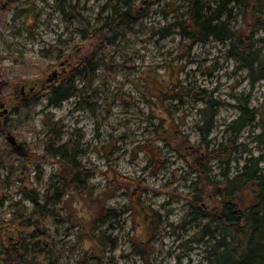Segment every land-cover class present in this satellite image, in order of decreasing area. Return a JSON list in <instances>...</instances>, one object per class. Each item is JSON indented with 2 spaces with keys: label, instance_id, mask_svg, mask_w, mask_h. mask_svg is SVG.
I'll return each mask as SVG.
<instances>
[{
  "label": "rangeland",
  "instance_id": "1",
  "mask_svg": "<svg viewBox=\"0 0 264 264\" xmlns=\"http://www.w3.org/2000/svg\"><path fill=\"white\" fill-rule=\"evenodd\" d=\"M0 2L5 9L0 14V65L10 69L8 80H25L5 92L6 87H0V104L8 111L0 125L14 118L13 110L21 100L36 99L28 120L18 129L5 130L0 143L5 141L13 150L5 140L11 135L22 148L13 150L16 154L27 146L36 156L45 157L29 164L25 179L15 160L19 179L8 181L0 220L9 221L19 203L28 217L32 204L22 188L37 191L43 205L62 170L68 171L44 151L43 138L52 130L55 146L76 148L82 182L62 203L46 206L48 218L42 229L53 260L58 264H203L209 238L199 232L210 221L201 218L191 201L199 188L204 192L215 191L214 186L223 188V174L238 176L251 157L262 158L264 173V143L255 139L264 121V80L251 84L247 71L228 54L227 44L213 39L192 43L182 36L177 24L186 12L183 0H152L131 31L108 43L97 37L83 41L76 30L82 27L69 23L55 0ZM71 4L77 5L91 28H99L112 14L105 9L106 0ZM52 50H59L62 58L57 59ZM87 56L95 65L94 111L78 106L79 93L48 105L42 93L48 79L53 73L58 78L67 76ZM40 64V73L20 71ZM82 76L75 81L77 89L85 83ZM245 102L256 119L239 133L230 164L210 160L207 176L196 177L190 155L205 143L209 148L226 144L228 126ZM209 105L215 115L203 139L202 114ZM7 172L2 165L0 174ZM218 203L203 198L200 205L207 211ZM5 233L12 237L10 242L17 240L13 230L1 235ZM20 256L16 264H49L47 256L36 252L26 250ZM3 259L0 256V264H7Z\"/></svg>",
  "mask_w": 264,
  "mask_h": 264
},
{
  "label": "trees",
  "instance_id": "2",
  "mask_svg": "<svg viewBox=\"0 0 264 264\" xmlns=\"http://www.w3.org/2000/svg\"><path fill=\"white\" fill-rule=\"evenodd\" d=\"M55 1L60 5L58 11L69 23L79 24L82 27L80 29L76 26V30L80 31L83 41L97 37L105 41L104 43H108L111 39L131 31L138 18L147 11L152 0H140L139 4L134 6L130 4L131 0H106L105 9L111 10L112 14L103 20L99 28L89 26L87 20L77 11V5L71 4L73 0ZM183 1L186 3V12L177 24L181 27L182 36L192 43H203L213 39L218 43L227 44L228 54L247 71L251 84L264 80V0ZM3 11L5 9L0 2V14ZM51 54L57 59L62 58L59 50H52ZM10 57L13 61H19L18 58ZM42 66L43 64L38 67L27 66L20 71L26 74L40 73ZM8 70L10 69L0 65V82H4L2 89L6 87L4 92L8 91L7 88L10 86L22 84L25 81L21 77L8 80ZM94 71L93 58L87 56L77 63L67 76L50 77L42 91L47 95L48 105L55 106L79 93L78 106L93 112L94 92L91 90V80ZM79 75H83L85 80L81 89H77L75 85ZM0 94L3 92L1 91ZM35 101L36 99L21 100L13 110L14 118H6L3 125H0V135H3L5 130L18 129L26 122ZM211 108L212 106L209 105L202 114L200 131L204 135L203 139L210 133L213 126L215 114L209 112ZM238 109L239 115L228 126L230 135L226 144L209 148V145L205 143L203 147L195 149L190 155L193 172L199 175L196 177L207 176L205 169L210 160H217L226 166L230 164L232 155L237 150L236 142L239 133L256 119L255 111L247 107V102ZM52 134L50 130L43 138L44 151L52 158L57 157V161L62 163V166L65 165L68 171L62 170L60 177L57 178V187L53 188L49 197H45L43 205L40 204L37 191H27L22 188L25 199L32 204L28 217L24 216L25 208L19 203L16 205L18 212L9 221L0 220V256L7 264L20 262L22 257L20 255L26 250L47 256L49 264H58L56 260H53V254L48 249V236L42 229L48 218L46 206L59 205L71 189L76 190L82 182L80 181L81 168L76 162L78 155L76 148L71 144L55 146ZM255 139L264 143V121L260 132L255 134ZM25 148L26 150L18 155L8 147L5 141L0 143V168L5 165L8 170L6 176L0 174V207L5 198L8 181L19 179V176L15 174V160L20 162L24 172L19 175L25 179L29 164L32 161L45 159L44 156H36L27 146ZM149 152L154 154L153 150L147 152L150 155ZM261 161L262 158L259 156L247 159L241 173L234 178H229L225 172L223 188L214 186L213 192H204L203 188L197 189L198 195L194 196L192 205L202 213V219L210 221V224L205 225L199 232L202 238L206 236L209 238L203 264H264V173L260 168ZM203 198H215L219 202L218 206L204 210L200 205ZM9 229L14 231L17 240L10 242L11 236L6 233L4 236L1 235L2 231ZM26 241H28L27 245ZM28 246L31 250L27 249Z\"/></svg>",
  "mask_w": 264,
  "mask_h": 264
},
{
  "label": "water",
  "instance_id": "3",
  "mask_svg": "<svg viewBox=\"0 0 264 264\" xmlns=\"http://www.w3.org/2000/svg\"><path fill=\"white\" fill-rule=\"evenodd\" d=\"M52 77L55 78L56 77V73H53L52 74ZM3 85H4V82H1L0 83V87H2ZM0 108L2 109V114L3 115H6L8 113V111L6 109H4L3 104H0ZM6 141L13 147V150L14 151H18V150H21L22 149L21 146H19V145L16 144V141H15V139H14L13 136L8 135L6 137Z\"/></svg>",
  "mask_w": 264,
  "mask_h": 264
},
{
  "label": "flooded vegetation",
  "instance_id": "4",
  "mask_svg": "<svg viewBox=\"0 0 264 264\" xmlns=\"http://www.w3.org/2000/svg\"><path fill=\"white\" fill-rule=\"evenodd\" d=\"M23 90H24V87H22L21 88V94L23 95ZM33 91V88H31L30 89V92H32ZM1 109V108H0ZM2 116H4L3 114H2V111L0 112V118L2 117Z\"/></svg>",
  "mask_w": 264,
  "mask_h": 264
}]
</instances>
